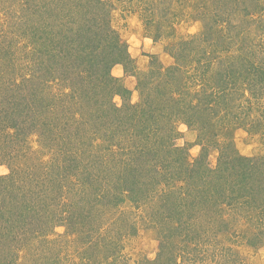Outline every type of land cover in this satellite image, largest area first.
Segmentation results:
<instances>
[{"label":"rangeland","instance_id":"rangeland-1","mask_svg":"<svg viewBox=\"0 0 264 264\" xmlns=\"http://www.w3.org/2000/svg\"><path fill=\"white\" fill-rule=\"evenodd\" d=\"M62 1L0 0V104L7 97L13 103L20 100L23 105L31 104V117L22 123L21 141L16 131L5 134L0 130V175L13 174L15 192L26 198V203L35 204L36 209L40 210L39 195L51 196L55 203L49 211L38 213L42 219L36 232L34 229L32 234H23L18 228L11 231V210L15 213L20 206L15 209L14 200L6 201L7 192L0 186V206L8 207L10 213L0 219V264H264V204L246 203L243 196L230 191V186L225 193L214 190L218 194L207 203L200 199L196 207L199 212L191 205L181 207L183 191L179 182L169 185L161 180L155 186L149 184L147 198L140 203L132 200L128 192L119 205H114L105 192L100 193L113 182L108 173L109 161L105 160L99 170L89 160H66L60 139L65 111L74 105L81 108L84 120L95 116L99 104L103 105L100 97L95 98V92L100 90L97 85L107 82L108 77L104 71L96 75L97 80L91 76L97 82L94 86L89 78L93 73L89 66L82 65L86 57L81 52L63 51L53 67L51 56H44L42 70H37L39 60L27 55L40 43L50 54L56 52L62 31L75 24L74 20L75 26L83 25L81 12L71 9L69 1ZM101 1L102 7L109 9L110 24L127 44L132 59L128 65L116 64L110 69L118 80L113 85L121 90L113 95L116 107L143 105L166 108L168 113L174 110L178 115V119H171L172 125L170 120L164 123L168 130L164 134L150 133V141L139 142L133 137L130 153L144 147L154 154L152 157L166 155L186 165H197L211 135L207 131L201 134L197 126H188L186 120L192 112L189 106L193 104L206 110L221 108L218 128L220 124L230 125V121L231 126L236 125L214 130L217 143L209 145L210 154L205 163H199L202 173L217 176L212 180L219 186L217 180L222 174L227 175L229 182L237 180L232 170L225 171L222 150L227 149L229 142V154L233 153L239 162L235 168L244 164L239 161L243 157L264 163V83H259L264 80L254 78L256 82L252 83V78L249 82L241 78L242 61L236 57L233 41H228L231 35L238 39L264 33V0ZM55 7V12L63 15L57 22L50 17ZM246 10L250 14L244 16ZM31 25L40 27V43L31 36ZM62 48L67 49L65 43ZM259 65L262 72L264 62ZM39 71L49 73L51 83L42 92L34 90L37 94L33 97L28 85L33 87L42 80ZM13 84L20 87L12 88ZM234 84L237 87H230V91L236 90V97L225 96L227 87ZM72 87L87 91L83 95L75 92L78 100H72ZM208 111L207 115H200L204 121L209 119ZM170 140L175 145L166 149ZM120 154L126 160L129 157L118 147L103 155L120 158L117 166L122 168ZM142 178L137 177L141 186ZM62 184L66 186L63 197ZM199 187L204 186L201 183ZM140 188L135 187V192ZM98 194H103V198L98 199ZM215 201H229L236 207H227L225 202L221 205L223 214L219 215L217 204L213 206ZM47 202L50 203L48 199ZM29 214L16 215L22 220Z\"/></svg>","mask_w":264,"mask_h":264},{"label":"trees","instance_id":"trees-1","mask_svg":"<svg viewBox=\"0 0 264 264\" xmlns=\"http://www.w3.org/2000/svg\"><path fill=\"white\" fill-rule=\"evenodd\" d=\"M67 1H69L68 3L71 9H76L77 11L81 12L83 25L78 27L75 26L76 21L73 19L75 24L69 25L66 31H62L64 33L59 36V40L56 43L57 51H51V54L49 51L47 52L45 50L46 46L40 43L43 37V35L38 33L40 27L31 25V36L34 38V40L35 38H37L36 42L40 43V46L39 48L34 47V52L27 55H33V58L36 57L39 60V67L38 69H36L42 70L40 65H43L45 62L44 56H51L49 58L50 60H52L50 66L53 67L55 66L54 64L56 62V58H58V55L63 53V51H74V53L81 52V56L86 57L84 60L85 63L82 65L86 67L89 66L88 70H90V73L91 71L93 73L91 75L89 74L90 82L94 86H96L97 82H94L91 79V76L97 80L96 75L101 71H104V74L107 75L108 80L107 82H102L101 85H97L100 87V90H98V92H95V96L97 95L95 98L99 99L100 97L101 101H103V105L99 104L100 108L97 110L95 116L90 115V117L84 120V118H82L81 116V108H76L74 105L69 107L70 111H65V121L63 122L64 130L63 133L61 132L62 134H60V139L62 142V152L66 157V160H89L90 162H92V164H94V166L96 165V168L99 170H101V167L104 166L105 160L109 161L111 164L108 165V173L110 175L112 174L111 178L113 182L112 185L111 183L107 185V190H104L103 188L100 193L105 192L109 203L114 202V205H119L120 202L125 199V196L128 192L131 193L132 200L140 203L142 198H147L145 191L146 188L149 187V184L155 186L157 183H161L160 180L168 182L167 184L169 185L179 182L181 184L180 187H182L181 189L183 191L181 195V207L185 208L186 206L191 205L190 208H195L196 212H199L200 210L199 208L196 209V207H198L197 205L200 204V199H206L205 202L207 203L211 199H213V197L218 194L219 191H221L222 193L227 192L226 188L228 186H230L231 192H234L241 197L243 196V198L246 200V203L257 206L260 202V204L263 205L264 163L259 164L258 161H255L250 157H243L239 161H243L244 164H242V166L239 164L241 168H235L236 164L238 165L239 162L238 159L234 157V155H231L233 153L229 154V152L231 151L230 147L232 145L230 142L227 149L222 150V153H224L223 156L226 157L225 171L232 170V173H235L237 176L236 181L229 182V180L226 178L227 175L225 177L224 174H222L220 175V179L218 178L219 180H217L221 184L219 186L217 182L212 180V177H214L213 175H211L210 173L206 174L205 172L202 173L198 169V166L201 167V161H204L205 163L208 155L210 154L209 145H215L217 143L215 136L212 133H214V130H216L219 126V123H217V118L220 116L219 113L222 112L221 108L219 107H214L213 110L211 109L212 107L208 109L210 110V116L209 119H206L207 121L205 120V122L201 116L204 114L207 115V113L205 112L209 113V111L206 110V108L204 109V106L202 108L199 107V105L196 106L193 104H190L189 106L192 112L188 114L189 117L186 120L188 126H197L202 132L201 134L204 135V131H207V134L211 135V137H207L208 143H204L203 145L202 153L196 162L197 165H186V163L184 164V162L182 163L176 161V158L174 160H171L166 155H164L163 158H159L158 156L152 157L154 154L149 151L147 152L143 150L144 147L138 148L137 150L130 153L129 149L131 148V145L134 146L135 142V140L132 139L133 137L138 139V141L140 142L142 140L150 141V133L162 134L163 132L164 134L168 131L167 128L165 129L164 123H167V121L170 120V124L172 125L174 121H172L171 119H178L177 111L174 112L173 110L171 113H168L166 108L162 110L160 108L150 109L148 107H144L143 105L132 106L130 104L128 109L117 108L112 99L113 95L120 94L121 90H118V88L113 85L114 82H118V80L110 74V69L116 64L128 65V63L132 62L127 44L123 41L119 33L111 26V16L109 13V9L107 7H102L101 4L103 1L63 0L61 3L66 4ZM56 8L58 7L54 8L53 14L51 13L52 11H47V14L51 13L50 17L54 18L53 20L55 22H57L59 18L63 16L59 12H55L56 10H58ZM249 14L250 12L246 10L244 16ZM249 31L250 30H247L246 33H249ZM48 33L49 35H52L51 30L48 31ZM75 35H77V37H75ZM259 36H247L236 39L233 37V35H231L230 38H228V41H233V46L235 44L236 52L238 53L236 54V57L240 61H242L241 68H243L244 71L242 70L241 78H244V80L246 81H251L252 78V83L256 82V79L254 78H259L258 80H264V68L262 72L259 69V63L264 62V33L260 34ZM64 43L66 44L67 48L65 50L62 48V45ZM226 47L227 46H225V48ZM39 72L42 73L40 75V78H42V80H40L39 83H34L33 87L31 85H28L32 88L33 97L35 96V94L42 92V89H44L45 86L51 83V78L50 76H48L50 75L49 73L47 75L42 71ZM104 74L103 76L105 77ZM86 81L89 82V79L87 77ZM24 82L28 84L29 80L26 79L24 80ZM100 82L101 81H98V83ZM259 83L262 85L264 81H259ZM15 84L17 83L15 82ZM15 84L12 85V88L13 86L18 88L20 87L19 84L18 86H16ZM230 87L236 88L237 85L234 84L233 87L230 85L227 87V89L225 87V96L233 95V97H236V90L230 91ZM82 88H76V90H74L72 87V91H74V93L72 92L70 94V98H72V100H78L75 92L83 95L87 91L86 90L83 92ZM108 88H110V90ZM34 90L37 93L34 92ZM7 99L8 97L5 99L6 102L5 100L2 101L5 102L4 104H0V130L5 134L9 131H16V136L20 140V136L24 132L22 123L26 122L27 118L31 117V114L28 115V110L31 108V104L25 102L26 104L23 105L20 100H16L15 103H13L12 101H8ZM28 99L29 97L25 96L24 100L28 101ZM125 117L127 118V123L125 122ZM55 124L56 123H54L53 125L56 128ZM225 124L227 126L220 124V127L218 129L226 127L225 130H227L228 127L236 126H231L232 121H230V125L228 123ZM53 125H51V127H53ZM73 130H76V132L74 133ZM173 130H176V132L178 133L176 128ZM203 135L202 139L204 140ZM169 143L170 144L166 149H170L175 145V143H172V140H170ZM127 145L129 146L126 147ZM113 147H118V150L122 151L123 154L129 156L126 160L123 157L124 155L120 154L122 168L117 166V161H119L120 158L111 157L109 155L108 158H104L103 154L108 150L112 151ZM172 152L173 151L169 153L171 154ZM111 154L113 155V153ZM174 154L176 155V153ZM177 155L180 158V153H177ZM96 157H101V159L99 160ZM208 171L210 170L208 169ZM158 174L160 176H157ZM137 177H143L142 186L141 184H138L140 183V181L137 179ZM216 177L214 178L216 179ZM201 183L204 186L203 188L199 187ZM0 186L2 187L3 191L7 192V196H5L6 201H8V199H10V201L14 200L12 205L15 209L20 206L19 209L15 211V213L11 210L13 220L8 225L11 231L18 228V231L20 233L23 232V234L34 233L35 227H37L39 220L42 219V214L49 211L51 206H54L55 204L53 203V199L50 198L51 196H47V198H45L43 195H39L40 197H37L40 198V201H38L40 210H38L36 209L35 204L26 203L27 199L15 192V180L13 174L0 175ZM66 186L64 187L63 184L61 186V197H63V190L66 188ZM137 186L141 188L140 190L135 192V187ZM142 187L145 188L144 192ZM214 190L218 192H215ZM206 195L208 196L206 197ZM103 196V194H98V199H102ZM230 196L235 197L236 195ZM18 198H20V200ZM186 198H189L190 202H183V199ZM47 199L50 201V203L47 202ZM168 201L171 203L170 205L172 207L171 198L168 199ZM225 202L226 206L228 205L227 207H231V205H234L236 207L234 203H231L229 201H224L222 203H218L217 201H215L213 206L216 207L215 204H217L216 208L219 215L223 214L221 205L225 204ZM262 205H260L261 208ZM10 209H13V207ZM8 211V207L5 208L4 205L0 206V219L6 218L10 214ZM40 211H42V214L39 217L38 213ZM6 213L8 214L5 217ZM19 213L31 214H29L30 217H24L21 220L16 215Z\"/></svg>","mask_w":264,"mask_h":264}]
</instances>
